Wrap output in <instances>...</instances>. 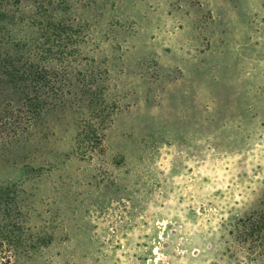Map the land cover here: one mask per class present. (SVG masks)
I'll return each mask as SVG.
<instances>
[{"label": "rangeland", "instance_id": "obj_1", "mask_svg": "<svg viewBox=\"0 0 264 264\" xmlns=\"http://www.w3.org/2000/svg\"><path fill=\"white\" fill-rule=\"evenodd\" d=\"M35 1L0 32L11 264H264V0H69L52 56Z\"/></svg>", "mask_w": 264, "mask_h": 264}, {"label": "trees", "instance_id": "obj_2", "mask_svg": "<svg viewBox=\"0 0 264 264\" xmlns=\"http://www.w3.org/2000/svg\"><path fill=\"white\" fill-rule=\"evenodd\" d=\"M6 3L4 6L3 3ZM8 0H0V32H5L7 24H3L2 20L6 19L9 15L10 6L7 5ZM70 1L69 0H36L34 6V13L29 19L28 25L34 27L36 34V49L42 55L48 56L49 54H61L67 48H74L77 45L78 38L80 36V27L75 20L67 19H55L53 15L57 10H64L65 14L68 11ZM44 16V19L40 20V17ZM20 21V17H19ZM21 22H25L24 18H21ZM9 31V30H8ZM25 44V43H23ZM55 50V52H53ZM54 53V54H52ZM63 63V62H62ZM32 117H28L26 122L29 123ZM14 128H6L4 131H0V137L2 141L9 143L16 136L17 133ZM7 195H0V201H7L4 204L7 207L8 202L11 199L6 197ZM6 197V199H3ZM8 207L7 210H9ZM0 211V264H11V258L13 250L15 249L14 241V228L15 225L12 222L13 216L9 211ZM251 236H254V230ZM249 236V232L247 237Z\"/></svg>", "mask_w": 264, "mask_h": 264}]
</instances>
